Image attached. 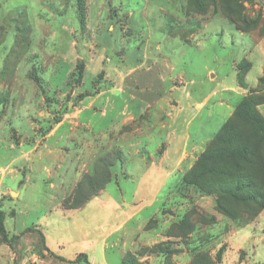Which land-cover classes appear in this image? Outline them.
I'll list each match as a JSON object with an SVG mask.
<instances>
[{
	"label": "rangeland",
	"instance_id": "374dc122",
	"mask_svg": "<svg viewBox=\"0 0 264 264\" xmlns=\"http://www.w3.org/2000/svg\"><path fill=\"white\" fill-rule=\"evenodd\" d=\"M199 1L206 0H0V36H2L0 38V42L2 41L0 43V175L5 169L6 172L11 171L10 161L13 152L6 147L10 138L13 144L22 147L24 144L26 149H47L44 146L47 143L46 137L59 117H54L52 120L45 119L42 114L46 111L55 112L60 104H62L60 111L65 112L71 101L77 105L84 96H91L103 86H107L108 79L100 73L99 67L93 68V71L99 73L94 77L89 76L91 71L86 70L87 62L94 58L97 60L96 56H105L102 62L104 65L107 56L110 58V62L105 66H119L126 70L136 65L137 59L144 56V52L147 56L149 53H151L149 56H156L154 53L157 43L160 42L163 56H173L176 61L174 75L182 73L187 89L194 90L195 96L207 95L214 90L233 85L234 62H237V67L246 69L251 63L242 57L256 56L253 51L258 46L264 51V9L256 3V0H227L223 4L220 0L219 5L226 16H241L238 31L244 36L237 37L235 33L229 31L225 35H216L210 30L203 41L189 45L187 42L184 43L185 40L187 41V36H183L187 31V12L194 11V6L197 8L195 3ZM219 5L211 7L208 13L212 14ZM158 7H163L166 12H160ZM127 10L134 11L133 18L127 15ZM171 15L176 16L177 19H173ZM180 18L182 21L179 20ZM110 25L115 30L113 33L108 31ZM173 34L176 36L172 37ZM115 49L122 51L116 54L113 51ZM76 56L82 58L75 59ZM119 56H126L127 60L121 63ZM99 61L100 59L97 61L98 66ZM88 68L92 69L91 64H88ZM121 68L117 69L122 72ZM51 69H60L65 75L50 77L48 74ZM210 70L216 75L215 79L211 78ZM256 73L257 69L254 66L248 80L256 79ZM115 74L118 78L119 73ZM165 84L167 85V82ZM175 95L178 97L179 92H175ZM257 97L264 100V93L258 94ZM217 98L215 96V99ZM56 103L58 108L55 107ZM183 105L187 108V105ZM27 111L32 113V125L28 137L21 134L22 129L28 128V121L23 117ZM210 111L212 110H209V115ZM214 119L215 116L212 121ZM67 131L68 139L64 145L66 152L62 167H57L54 156H32L29 159L25 158V163L20 167L17 165L14 168L18 171L16 173L18 184L9 174L5 176L4 187L15 185L16 187L11 194L0 198V211L4 214L3 224L7 234L5 241L0 232L2 261L70 264L47 251L41 225L52 241L61 242L65 247L62 255L73 258L76 253L91 249L88 244L86 245L87 241L95 243L98 241L101 245L105 236L111 233L110 230H105L106 227L124 219L127 208L120 204V189L129 199L141 201L145 198L144 203L139 204L140 210L132 223L139 222L158 206L160 207V204L150 202L153 201L155 190L146 188V183L142 190L137 189L138 179L123 183L124 178L118 173L115 174L112 167L114 181L111 180L105 191L93 197V200L79 208L80 210L67 209L78 186L95 174L98 159L114 152L120 153L119 149L114 147L120 139L119 130L97 135L79 125ZM128 132V139L134 141L135 132L132 130ZM115 140L117 142H113V146H110L111 141ZM120 159L121 156L115 164L119 163ZM44 163L48 164L46 167L49 172L43 169ZM116 180L118 184L115 183ZM83 188L87 194L88 188L85 185ZM193 191L175 190L171 195L175 198L172 197L173 199L171 198L154 218L158 220L157 225L166 223L171 225L165 232L164 241L159 243L164 254L149 253L152 247L143 246L147 243L149 235L146 233L135 235L133 230L135 226L130 224L127 233L121 234L125 238L114 235L106 240L109 262L115 264L117 254L120 252L118 248L124 246L127 249L124 257L132 254L141 262L144 257L159 256L161 263L169 260L172 264H178V257L183 252L188 253L192 258V249L195 246L216 257L219 250L214 255L212 251H215L216 245L219 244L220 248L224 247L222 260L226 255V260L230 262L228 264H264V211L245 226L249 237L243 241L244 249L238 252L234 249L227 251L229 236L234 229L245 227L238 228L226 218L217 232L215 228L208 229L212 224L207 220L202 225L199 223L203 231L198 234L182 235L181 238L168 236L180 233L176 223L180 222L181 217L176 220L172 218V215H177L179 211H173L171 201L179 198L187 199V197L194 199L193 193L196 192ZM211 194L215 201L217 195ZM196 195L199 193L197 192ZM185 206L187 210L192 208L190 214L193 215L194 222H199L200 217L213 216V211L207 209L208 205L202 206L203 208L200 205L191 208ZM133 207L131 206L128 211L132 212ZM179 207L181 209V206ZM179 207H176V210H179ZM39 221L41 225L37 223ZM17 223L20 227H29L25 232L20 233L15 230ZM157 225L151 223L148 227H157ZM28 229L31 231L27 232ZM131 235H134V238L131 239ZM242 235L241 231V234L231 241L236 243ZM114 241L117 247L113 246ZM134 243H136L135 250L132 248ZM173 250L180 252L168 259L166 253ZM183 260L187 261L188 256L179 259L180 262ZM147 263L146 259L142 261V264Z\"/></svg>",
	"mask_w": 264,
	"mask_h": 264
},
{
	"label": "crops",
	"instance_id": "0c3cea01",
	"mask_svg": "<svg viewBox=\"0 0 264 264\" xmlns=\"http://www.w3.org/2000/svg\"><path fill=\"white\" fill-rule=\"evenodd\" d=\"M256 3L264 9V0H256ZM158 9L160 12H166L163 7H158ZM142 11L145 13L144 9ZM133 13L134 11L127 10V15L129 17L133 18ZM170 17L177 19L176 16L171 15ZM181 19L182 18L179 20L182 21ZM186 22L187 31L184 32L183 36H187V41L185 40L184 43L187 42L189 45H194L198 43V41H203L210 30L216 35H225V33L229 31V33H235L237 37L244 36L242 32L236 29L235 24L223 15L221 11H215L212 14L206 13L204 15H199L195 12H187ZM108 31L111 33L115 31L112 25L108 27ZM171 36L175 37L176 35L173 34ZM157 44L156 52L154 53L156 56H149L151 53L147 56V53L144 52V56H140V58L137 59L138 63L130 66L126 70L119 66H105L110 62L108 56L105 65L104 63L102 64L105 56H96L97 60L94 58L88 61L89 63L87 62L86 70L87 72L91 71L89 76L94 77L99 74L96 73V70L93 71L95 66L99 67L100 73H103L102 75L108 79L107 86H103L100 91L94 92L91 96H84L77 105L71 101L68 110L65 112L60 111L62 104H60L58 108V104L56 103L55 107H57L58 110L55 112L46 111L42 114V117L45 119L52 120L54 117H59L58 122L55 123L53 129L46 137L47 143H45L44 146H46L47 149H26L24 144L23 147L19 144H13L11 142L12 138H10V141L8 140L9 142L6 145V147L13 152V155L10 161L11 171L6 172L5 169L0 175V198L13 192L16 185L14 187H4V178L9 174L12 179H18L16 174L18 171L14 168L17 165L20 167L21 164H24L25 158L29 159L32 156H54L56 157L57 167H62L64 154L66 152L64 145L68 139L67 130H73L75 126L79 125L84 126L87 130L97 135L119 130L120 139L114 147L119 149L122 159L117 163L118 165H114V173H118L119 176L124 178L122 180L123 183L125 181L130 182L138 179L137 189L142 190L143 185L146 183V188L155 190L154 197L152 198L153 201L150 202H156L160 204V207L158 206L153 212L139 222L132 223L140 210L138 208L139 204L144 203L145 198L141 201L129 199L126 197L123 190L120 189V204L124 208H127L124 219L106 227L105 230H110L111 233H109V236H105L101 245L98 241L96 243L87 241L86 245L88 244L91 249H85L81 253H76L73 258L64 257L62 255V250H64L65 247L62 246L61 242L52 241L49 234L45 232L44 227L40 224V221L37 222L42 227L46 247L48 249L47 251L49 253H53L56 257H62L67 261L75 260L79 254L86 255V259L80 263L70 264H111L107 257L106 240L114 235L125 238V236L121 234L127 233L130 224L135 226L133 228L135 235L139 236L142 233L149 235L147 243L143 246L153 247L161 241H164L165 232L170 229L171 225H166L167 223L159 224L157 227L150 230H147V225L152 219L159 215L163 207L172 197L175 198L174 195H171L181 184L183 176L194 166L212 138L233 115L239 102L249 94L250 90L258 86V80L264 74V51L258 46L257 49L255 48L253 51L256 56L242 57L251 63V69L245 77V86L239 83V67H237L238 64L235 61L232 66L233 85H227L207 95L195 96L194 90L187 89L184 75L182 73L174 75L176 61L173 59V56H163L161 43L159 42ZM113 51L118 54L122 50L120 49L118 51L115 49ZM250 53L251 52H249V54ZM78 57L82 58L81 56H76L75 59H78ZM99 59L100 65L98 66L97 61ZM126 60V56H119V61L121 63ZM88 64H91L92 69L88 68ZM71 66L73 65L71 64ZM254 66H256L257 69V77L256 79L250 78L248 80L249 73ZM117 68H121L123 71L120 72ZM209 72L211 73V78L215 79L216 75L212 73L213 70ZM115 73H119L118 78H116L118 75ZM183 73L186 74V72ZM48 75L50 77H59L65 74H63L60 69H51ZM166 82L167 85L165 84ZM175 92H179L178 97L175 95ZM215 96L218 98L215 99ZM183 104L187 105V108ZM209 110H212L210 111V115ZM259 111L264 116V104L259 106ZM214 116L215 119L212 121ZM23 117L28 121V128L22 129L23 132L21 134L27 135L28 137V132L32 125V113L27 111L24 113ZM103 122L104 125H102ZM100 123L101 125H99ZM129 130L135 132L136 138L134 141L128 139L127 134ZM113 142L116 143L117 141H111L110 146H113ZM91 156H94V154H91ZM46 166L48 167V164L44 163L43 169L49 172L50 170ZM17 181L18 180L15 181L16 184H18ZM115 183L118 184V180H116ZM190 190L193 191L194 189L191 188ZM196 194L197 192L193 193L192 198L194 199L187 197V199L179 198L172 200L173 211H179L177 215H172V218L175 220L178 219V217L182 218L186 213L191 211L192 206L195 207L200 205L202 207L208 205L209 207L207 209L213 211L212 215L216 220L208 229L215 228L217 232L218 229H220L219 227L222 226L223 222L226 220L215 211L214 197L211 195H201L200 193L199 195ZM178 205L181 206V209ZM185 205L190 206L191 209L187 210ZM131 206H134L132 212L128 211ZM136 207L137 209H135ZM176 207H179V210H176ZM28 227H20L17 223L15 225V230L17 229V232L20 231V233H23ZM201 227V225L197 226L195 234L203 231ZM246 228L247 227L231 231L228 240V252L233 251V249L237 250V252L244 249L242 247L243 241H246V238L249 237ZM241 231L243 232L241 238L236 243L232 242L231 240L234 237L237 238L238 235L241 234ZM130 238H134V235H131ZM135 244L136 243L133 244V250H135ZM113 246L117 247L116 241H114ZM216 246V250L212 251L213 255L216 254L220 248L219 244ZM125 248V246L124 248H118L120 252L117 254L115 264H123L124 253L127 250ZM186 255L188 256V260L180 262L179 259L182 258V256L186 257ZM1 258L2 256L0 254V264H27L26 261L15 263L13 260H8L5 262L2 261ZM145 259L148 260L147 264H153L154 262L163 264L159 256H147L142 258L141 262ZM190 260V255L183 252L182 255L178 257V264H188ZM228 263L230 262L226 260L225 255L220 264Z\"/></svg>",
	"mask_w": 264,
	"mask_h": 264
},
{
	"label": "trees",
	"instance_id": "16d2710c",
	"mask_svg": "<svg viewBox=\"0 0 264 264\" xmlns=\"http://www.w3.org/2000/svg\"><path fill=\"white\" fill-rule=\"evenodd\" d=\"M219 1H199L195 3L197 8L194 6L195 10L189 12L204 15L208 13L211 7L218 6ZM225 1L227 0H221V3L223 4ZM213 4L214 6H211ZM215 11H221L225 15L220 5ZM226 17L235 24L237 30H240V15ZM250 69L251 64L246 69L239 67L238 80L240 85L245 86V77ZM260 93H264V74L259 78L258 86L250 90L249 94L239 102L233 115L212 138L205 151L183 176L181 184L175 189L178 191L193 188L202 195L214 193L217 195L215 200L216 212L230 220L238 228L247 226L264 211V116L259 111V106L264 104V100L257 97ZM119 157L120 153L114 152V154L99 158L95 174L78 186L67 209L82 208L103 191L112 180L111 169ZM84 185L89 190L87 194L83 188ZM190 213V211L186 213L180 222L176 223L180 233L178 235L170 234L169 237L191 236L196 233L199 223L202 225L205 223L204 221L209 220L210 224H213L216 221L214 216H207L208 218L200 217L199 222H194L192 220L193 215ZM3 221L4 214L0 211V232L6 241L7 234L4 230ZM151 223L157 225L158 220L152 219L149 222L147 225L149 230L155 227H148ZM30 231L31 229L27 230V232ZM39 235L44 239L41 233ZM223 251L224 247L222 246L216 257H212L208 251L204 252L199 250V246H195L192 249V258L188 264H219L222 261ZM148 252L151 254L165 253L161 244L152 247ZM179 252L177 250L168 251L166 257ZM51 255L55 256L53 253ZM57 258L67 261L62 257ZM85 259V254H79L75 260L67 262L80 263ZM122 262L123 264H142L132 254L126 255ZM163 264L172 263L166 260Z\"/></svg>",
	"mask_w": 264,
	"mask_h": 264
}]
</instances>
